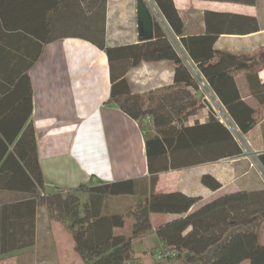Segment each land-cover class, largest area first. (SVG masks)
Listing matches in <instances>:
<instances>
[{"label": "crops", "instance_id": "crops-1", "mask_svg": "<svg viewBox=\"0 0 264 264\" xmlns=\"http://www.w3.org/2000/svg\"><path fill=\"white\" fill-rule=\"evenodd\" d=\"M54 1L55 8H52L53 0L51 8L45 0H19L9 6L8 20L17 25L43 27L48 13L52 33L51 37L32 39L21 31L0 32V123L21 120V111L17 112L16 108H21L22 98L27 96L29 81L32 97L29 121L35 132L44 195L97 182L132 179L136 184L146 183L149 176L142 130L150 125L151 117L146 116L139 123L114 104L107 103L111 75L125 78L129 84L130 101L142 110L157 111L152 116H166L172 112L173 101L176 103L173 94L179 92L183 95V99L177 98L183 103V113H192L183 122V129L204 125L211 118L216 119L215 116L196 88L173 83V68L166 62L130 67L129 63L112 56L109 65L106 54L87 40L90 37L85 35L100 31L103 22L105 47L123 48L141 43L143 36L137 25L136 0H105L104 12H101L100 0ZM171 1L182 23L183 36L215 34L213 49L230 54L251 55L264 50V7L262 11L258 0L251 5L208 0ZM155 28L153 23L151 37ZM28 38L42 45L39 59L29 69V61L38 44L34 46L29 41V46ZM44 39L46 44H42ZM233 81L240 100L251 109H257L260 104L256 95H261L257 87L264 84V69L260 68L253 76L248 71L240 72ZM221 88L227 90L229 86ZM196 131L193 141L188 143L191 147L194 143L195 153H201L203 143L210 145L212 154L221 151L223 135L216 128L206 133ZM229 133L241 148V156L161 173L155 190L161 193L180 191L199 199L189 212L223 195L264 190V169L260 163V158L264 157V116L238 141ZM6 142L0 133V223L4 214L22 224V230L16 241L6 245L13 250L0 254V263L8 260L9 264H18L17 261L22 260L19 264H82L74 253L72 238L63 234L58 224L47 220L44 208L38 206L32 220L29 216L32 209L25 205L32 201L31 196L9 188L25 179L17 163L7 157L13 146L5 149ZM181 171L183 183L181 180H172L167 185L162 183L166 177ZM204 175L214 178L220 188L212 192L203 187L200 178ZM159 217L162 220H154ZM174 217L152 215L151 224L158 227ZM261 231L264 232V226ZM1 233L0 224V238ZM52 233L58 234V238H52ZM64 241L72 248L66 257L62 255L60 258L59 249L63 248ZM260 242L264 245L262 237ZM137 244L146 250L156 249L159 242L150 235L137 240Z\"/></svg>", "mask_w": 264, "mask_h": 264}, {"label": "trees", "instance_id": "trees-1", "mask_svg": "<svg viewBox=\"0 0 264 264\" xmlns=\"http://www.w3.org/2000/svg\"><path fill=\"white\" fill-rule=\"evenodd\" d=\"M152 1L211 91L226 109L240 135L251 131L264 116V84L257 87L261 91L260 96L256 95L260 106L251 109L240 100L233 80L240 72L248 71L253 76L260 68L264 69V50H258L251 55L216 51L213 44L217 35L183 36L182 23L172 1ZM208 1L246 5L254 3V0ZM13 2L18 3L19 0H0V32L21 31L32 39L51 37L48 13L45 14L43 27L10 23L9 6ZM45 2L51 8V0ZM55 4L53 0L52 8H55ZM100 6L101 12H104L105 0H100ZM155 29L154 36L150 39L141 38L138 45L123 48L105 47L103 22L100 31L85 36L90 37L87 40L106 54L109 65L112 56L129 63L130 67L142 63L166 62L173 68L175 85L184 84L197 90L194 80L167 37L157 25ZM29 41L34 46L38 44V47L29 61L28 69L39 59L42 50L40 43L29 39V46ZM46 43L47 40L44 39L42 44ZM110 80L108 104H114L136 122L146 116L151 117L150 125L142 130L148 181L137 184L132 179L114 183L97 182L44 195V180L38 164L35 132L29 121L32 97L28 81L27 96L22 98L21 108H16L17 112L21 111V120L18 123H0V133L7 140L5 149L9 145L13 146L12 153L7 157L17 163L25 179L9 188L31 196L32 201L25 205L32 209V213L28 214L32 220L34 210L42 206L47 219L57 222L72 238L74 250L82 264H264V245L260 242V231L264 226V190L223 195L192 212L189 210L199 200L196 197L187 196L180 191L161 193L155 190L157 177L161 173L179 171L220 158L241 156L242 150L229 131L214 118L204 125L183 129V122L192 113H183V103L180 100L183 95L179 92L173 94L176 103L173 101L172 112H168L166 116H152L157 111L142 110L130 101L132 99L129 95V84L125 78L118 79L111 75ZM223 85H228L229 88L222 90ZM251 90L255 95L254 90ZM211 128H216L224 137L221 151L212 154L210 145L203 143L201 153H195L194 143H191L192 147L188 143L193 141V136L198 133L196 130L206 133ZM6 129H10L9 132ZM260 163L264 169V157L260 158ZM1 170L0 167V173ZM12 172L14 174L15 170ZM200 184L212 192L220 188V184L209 175L202 176ZM123 199H130L132 204L123 210H108L110 200ZM165 214L175 217L163 225L153 227L151 216ZM0 224V254H4L13 250L6 248V245L19 238L22 224L11 217H5L4 214ZM150 235L155 236L159 242L156 249L149 248L137 254L134 243Z\"/></svg>", "mask_w": 264, "mask_h": 264}, {"label": "built area", "instance_id": "built-area-1", "mask_svg": "<svg viewBox=\"0 0 264 264\" xmlns=\"http://www.w3.org/2000/svg\"><path fill=\"white\" fill-rule=\"evenodd\" d=\"M143 2L150 13L153 23L157 25L165 37H167L178 58L181 60L191 78L194 80L197 90L200 92L204 103L209 106L215 118L220 121V123L223 124L229 132H231L235 140H240L242 135H240L238 129L228 114L221 109V105L214 93L211 91L208 83L198 71L195 63L188 57L184 49L181 47L179 39L172 33L154 2L152 0H143Z\"/></svg>", "mask_w": 264, "mask_h": 264}, {"label": "rangeland", "instance_id": "rangeland-1", "mask_svg": "<svg viewBox=\"0 0 264 264\" xmlns=\"http://www.w3.org/2000/svg\"><path fill=\"white\" fill-rule=\"evenodd\" d=\"M258 2V4L260 5V9H262V11H263V7H264V0H258L257 1ZM201 98H202V96H201ZM203 100V99H202ZM204 102V101H203ZM143 129H145V127L143 128ZM236 135H237V133H236ZM167 179H165L162 183L164 184V185H167V184H169L170 182H172V180L173 181H175V180H181V182L183 183V171H181L180 173H178V174H176V175H174V174H172V175H170V176H168V177H166ZM137 197H138V195H137ZM134 199V198H133ZM132 203H131V201H130V199H123V200H118V201H116V200H110L109 202H108V206H109V208H108V210H115V211H118V210H123V209H125L126 207H128V206H130ZM46 218H47V216H46ZM156 219V221L158 222V220L160 221V220H162V218H154V220ZM48 220V219H47ZM49 221V220H48ZM128 221V220H127ZM156 221H154V222H152L153 223V225L155 226L157 223H156ZM49 222H51V223H56V224H58L57 222H55V221H49ZM59 225V224H58ZM60 226V225H59ZM62 229V228H61ZM263 229V228H262ZM261 229V230H262ZM62 232H63V234H65L66 235V233L62 230ZM68 235V234H67ZM51 236H52V238L53 237H57L58 238V234H54L53 235V233L51 234ZM261 237H262V239H264V232L263 231H260V239H261ZM136 242L134 243V250H135V252L137 253V254H141L142 253V250H144V248L143 247H141V245L140 244H137L136 246ZM61 247V246H60ZM63 248H60L59 249V255H60V258L62 257V255H65V257H66V255L68 254V252L70 251V249L72 248V246L70 245V244H67V243H65V241L63 242V246H62ZM143 248V249H142ZM75 251V250H74ZM73 251V252H74ZM56 252V250H54V253ZM74 253H76V252H74ZM69 254H71V253H69ZM18 258L19 259H22V256H18ZM17 258V259H18ZM35 260H36V258H34ZM143 259H144V257H143ZM18 262V264L21 262L22 263V260L21 261H17ZM40 262V261H39ZM60 263V262H59ZM0 264H9V261L8 260H5L3 263H0ZM17 264V263H16ZM38 264H40V263H38ZM43 264V263H42ZM44 264H46V263H44ZM60 264H62V262L60 263ZM71 264H73V263H71ZM242 264H246L245 262L244 263H242Z\"/></svg>", "mask_w": 264, "mask_h": 264}, {"label": "water", "instance_id": "water-1", "mask_svg": "<svg viewBox=\"0 0 264 264\" xmlns=\"http://www.w3.org/2000/svg\"><path fill=\"white\" fill-rule=\"evenodd\" d=\"M137 25L143 38L150 39L153 31V21L143 0H136Z\"/></svg>", "mask_w": 264, "mask_h": 264}]
</instances>
